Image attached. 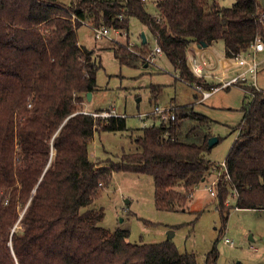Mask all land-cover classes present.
<instances>
[{
  "label": "trees",
  "instance_id": "obj_1",
  "mask_svg": "<svg viewBox=\"0 0 264 264\" xmlns=\"http://www.w3.org/2000/svg\"><path fill=\"white\" fill-rule=\"evenodd\" d=\"M156 6L154 15L145 0H0V264H198L194 251L172 239L135 242L129 228L104 226L106 211L95 200L114 172L130 171L153 176L158 209L184 210L195 189L210 181L213 165L220 171L206 155L213 119L189 105L172 106L174 120L149 114L160 122L141 128L134 150L118 159L92 158L95 132L128 125L126 116L85 111L102 64L80 44L77 30L88 22L127 31L136 16L180 78L209 89L214 84L189 64V46L222 40L233 57L264 42V0L231 6L157 0ZM112 50L121 64L154 63L147 41L117 42ZM244 86V116L216 182L224 224L230 189L236 207L264 209V89ZM162 88L153 86L156 95ZM218 257L214 244L204 264H217Z\"/></svg>",
  "mask_w": 264,
  "mask_h": 264
},
{
  "label": "rangeland",
  "instance_id": "obj_2",
  "mask_svg": "<svg viewBox=\"0 0 264 264\" xmlns=\"http://www.w3.org/2000/svg\"><path fill=\"white\" fill-rule=\"evenodd\" d=\"M156 1L145 0L147 10L154 15L158 14ZM218 1L231 6L236 0ZM129 24V30L120 34L112 31V38H96L93 27L86 22L77 30L80 44L94 50L97 63L102 64L97 71L98 88L90 100L86 99L84 108L91 111L113 109L125 114L128 125L124 131L95 132L89 147L91 157L118 159L123 150H134V138L141 128L160 122L159 117L155 119L145 115L156 105H189L213 119L212 136L220 137V140L206 155L216 164L224 161L237 136L236 127L244 116L242 105L248 93L244 86L247 84L223 88L200 102L198 97L202 93L180 78L165 54L153 57L157 42L148 26L136 16L130 17ZM143 33L152 50L146 56L153 57L154 63L138 67L121 64L112 46L117 42L142 46ZM215 46L221 50L222 40ZM156 85L163 87L157 95L153 90ZM257 85L264 89V69L258 74ZM218 175L219 172H214L207 184L195 189L184 210H162L155 204V184L151 174L118 171L95 200V205L104 207L106 211L102 224L112 229L117 226L129 228L131 241L172 239L182 251H194L198 264H204L205 254L216 244L219 251L217 264H264V209L236 207L237 197L230 189L226 202L230 206V214L224 224L217 194L209 191ZM226 238L233 244L226 242Z\"/></svg>",
  "mask_w": 264,
  "mask_h": 264
},
{
  "label": "built area",
  "instance_id": "obj_3",
  "mask_svg": "<svg viewBox=\"0 0 264 264\" xmlns=\"http://www.w3.org/2000/svg\"><path fill=\"white\" fill-rule=\"evenodd\" d=\"M122 16L123 15H120V17H122ZM86 23L89 24L88 22H86ZM89 25H91V24H89ZM92 27L95 31L96 38H102L104 36H109L110 38H112V36L110 35V33L112 31H115L117 34H120L123 31L119 28H112V27H108L105 25L92 26ZM131 44L134 45L133 43H131ZM132 45H129V47H131ZM154 51H156L157 53L163 52L162 48L158 44L156 45ZM261 52H264V42L262 40L258 39L255 43L252 44V46L247 51L235 54L232 57V62L239 65L241 67V70L237 74L233 75L232 77H230L228 79L222 78L220 83L214 84L209 89H207V88L200 89L203 97L208 98L209 96H211L213 93L219 91L220 89H223L229 85H233V84H237V83L247 84L250 86L254 85V86L258 87V85H257L258 74L262 69H264V55H261L260 54ZM147 58L150 61H153V57L148 56ZM191 68L193 69V71L196 74H201L202 69L200 68V61L194 60ZM29 105L31 106V104H29ZM85 111L86 112H92V111H88L87 109ZM92 113L96 116L101 115L104 117L111 116V115L125 116V114H119L117 112H114L113 109L105 110L102 112H92ZM152 113L158 115L161 119H167V120L173 119L174 120L176 117L175 112L171 111V108L160 107L159 105H156L153 111L146 113L145 115H149ZM216 166L217 165H213V167L211 168L213 172L217 171ZM218 166L220 167V171H218L219 174H221L223 171H226V167H227L226 166V159L224 161H222L221 163H219ZM216 182H217V179L214 180L211 183L212 185L209 186V191L213 195L217 194ZM225 241L230 243V244H233V241H231L229 238H226Z\"/></svg>",
  "mask_w": 264,
  "mask_h": 264
},
{
  "label": "crops",
  "instance_id": "obj_4",
  "mask_svg": "<svg viewBox=\"0 0 264 264\" xmlns=\"http://www.w3.org/2000/svg\"><path fill=\"white\" fill-rule=\"evenodd\" d=\"M219 41L221 40L214 41L212 44L207 46H203L195 42L192 43L188 48V60L190 66H192L194 60L200 61V68L202 69V71L201 74L198 75L203 76L208 83L218 84L221 82L222 78L228 79L233 75L237 74L241 70V67L239 65L232 62V57H228L226 55L225 45L223 41H222L223 47L221 50L215 46ZM157 54H163V53H157L156 51L153 50V57ZM193 85L196 88V90H199L200 92H201L200 89L204 88L203 86L199 87L198 85L195 84ZM233 85H243V84L237 83ZM231 86L232 85H229L225 88H229ZM208 98H204L202 95L201 97L200 96L198 97V100L201 102Z\"/></svg>",
  "mask_w": 264,
  "mask_h": 264
},
{
  "label": "water",
  "instance_id": "obj_5",
  "mask_svg": "<svg viewBox=\"0 0 264 264\" xmlns=\"http://www.w3.org/2000/svg\"><path fill=\"white\" fill-rule=\"evenodd\" d=\"M146 41H147V38H146L145 34L143 33V42H146ZM200 45L207 46V43L203 42V43H201ZM92 95H93V92H91V91H89V92L87 93V98H88V100H90V99L92 98ZM218 140H219L218 137H216V136H211V137L209 138V147H210V148L213 147L214 144L218 142Z\"/></svg>",
  "mask_w": 264,
  "mask_h": 264
}]
</instances>
